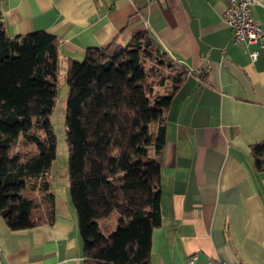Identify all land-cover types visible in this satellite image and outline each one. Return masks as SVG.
Listing matches in <instances>:
<instances>
[{"label":"crops","instance_id":"1","mask_svg":"<svg viewBox=\"0 0 264 264\" xmlns=\"http://www.w3.org/2000/svg\"><path fill=\"white\" fill-rule=\"evenodd\" d=\"M226 0H0L8 36L44 30L57 58L125 44L148 32L184 75L164 112L159 153L161 223L151 264H264V47L231 40ZM264 29V0L251 5ZM258 49L255 58L250 57ZM162 91L168 92L166 83ZM76 211L54 192L50 221L10 229L0 215V264H83ZM192 262H190V259Z\"/></svg>","mask_w":264,"mask_h":264},{"label":"trees","instance_id":"2","mask_svg":"<svg viewBox=\"0 0 264 264\" xmlns=\"http://www.w3.org/2000/svg\"><path fill=\"white\" fill-rule=\"evenodd\" d=\"M58 42L44 30L8 36L0 19V215L12 230L52 218ZM175 64L146 31L65 63L69 197L83 264H151L162 216L161 168L150 149L164 145V112L184 75ZM250 150L264 169V140Z\"/></svg>","mask_w":264,"mask_h":264},{"label":"rangeland","instance_id":"3","mask_svg":"<svg viewBox=\"0 0 264 264\" xmlns=\"http://www.w3.org/2000/svg\"><path fill=\"white\" fill-rule=\"evenodd\" d=\"M83 59V58H82ZM58 84L56 87V97L52 107L49 119L52 130L56 138V156L51 166L48 168V178L51 190L56 193L67 194L69 196L68 179V146L65 132V114L68 86L65 81L63 67L58 62ZM118 215L112 212L105 223L109 224V229H114L117 223Z\"/></svg>","mask_w":264,"mask_h":264},{"label":"built area","instance_id":"4","mask_svg":"<svg viewBox=\"0 0 264 264\" xmlns=\"http://www.w3.org/2000/svg\"><path fill=\"white\" fill-rule=\"evenodd\" d=\"M226 2L222 18L231 28V40L264 47V29L251 17L250 11L251 5L258 0H226ZM249 55L252 59L255 58L258 55V49L253 48ZM234 264L246 263L237 261Z\"/></svg>","mask_w":264,"mask_h":264}]
</instances>
